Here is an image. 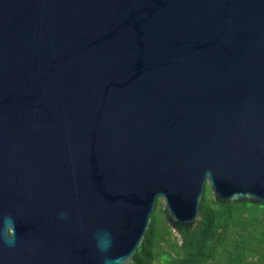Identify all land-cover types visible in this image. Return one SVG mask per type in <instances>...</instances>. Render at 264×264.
<instances>
[{"label": "water", "instance_id": "obj_1", "mask_svg": "<svg viewBox=\"0 0 264 264\" xmlns=\"http://www.w3.org/2000/svg\"><path fill=\"white\" fill-rule=\"evenodd\" d=\"M207 185L264 206V0H0V264H134Z\"/></svg>", "mask_w": 264, "mask_h": 264}, {"label": "trees", "instance_id": "obj_2", "mask_svg": "<svg viewBox=\"0 0 264 264\" xmlns=\"http://www.w3.org/2000/svg\"><path fill=\"white\" fill-rule=\"evenodd\" d=\"M134 264H264V206L222 201L207 185L190 226L173 224L159 199Z\"/></svg>", "mask_w": 264, "mask_h": 264}, {"label": "clouds", "instance_id": "obj_3", "mask_svg": "<svg viewBox=\"0 0 264 264\" xmlns=\"http://www.w3.org/2000/svg\"><path fill=\"white\" fill-rule=\"evenodd\" d=\"M59 216L61 218L65 217L64 212H60ZM14 219H13V229H14ZM94 240H95V247L96 250L101 253L102 255V264H115V261L117 260V257H112L108 255L110 249L112 248L113 244V237L111 232L107 230H98L94 234ZM3 243L7 244L9 247H12L16 243V237L14 231L9 232L7 234V238L4 239Z\"/></svg>", "mask_w": 264, "mask_h": 264}, {"label": "rangeland", "instance_id": "obj_4", "mask_svg": "<svg viewBox=\"0 0 264 264\" xmlns=\"http://www.w3.org/2000/svg\"><path fill=\"white\" fill-rule=\"evenodd\" d=\"M162 203H163V201H162Z\"/></svg>", "mask_w": 264, "mask_h": 264}]
</instances>
